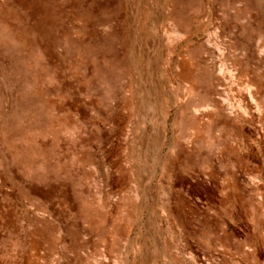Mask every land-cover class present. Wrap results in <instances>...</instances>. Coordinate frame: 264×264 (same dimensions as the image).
<instances>
[{
  "label": "rangeland",
  "instance_id": "374dc122",
  "mask_svg": "<svg viewBox=\"0 0 264 264\" xmlns=\"http://www.w3.org/2000/svg\"><path fill=\"white\" fill-rule=\"evenodd\" d=\"M0 264H264V0H0Z\"/></svg>",
  "mask_w": 264,
  "mask_h": 264
},
{
  "label": "bare ground",
  "instance_id": "6f19581e",
  "mask_svg": "<svg viewBox=\"0 0 264 264\" xmlns=\"http://www.w3.org/2000/svg\"><path fill=\"white\" fill-rule=\"evenodd\" d=\"M181 62H182V61H181ZM183 65H184V64H183V63H181V67H182V68H185V66L183 67ZM182 68H181V69H182ZM182 70H183V69H182Z\"/></svg>",
  "mask_w": 264,
  "mask_h": 264
}]
</instances>
